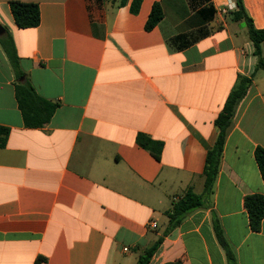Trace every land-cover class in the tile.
Masks as SVG:
<instances>
[{
	"label": "crops",
	"instance_id": "crops-1",
	"mask_svg": "<svg viewBox=\"0 0 264 264\" xmlns=\"http://www.w3.org/2000/svg\"><path fill=\"white\" fill-rule=\"evenodd\" d=\"M13 1L39 5L35 28L17 27ZM0 0V26L19 56L18 78L0 44V264H227L219 217L238 264H264V220L249 225L244 199L264 194V70L236 0ZM264 29V0H243ZM164 12L152 30L154 4ZM264 58V42L262 43ZM239 76L253 77L229 130L213 207L164 236L166 213L204 191L215 120ZM29 81L58 107L27 128L16 86ZM153 141L157 159L139 144ZM157 224L156 228L152 224Z\"/></svg>",
	"mask_w": 264,
	"mask_h": 264
},
{
	"label": "trees",
	"instance_id": "trees-1",
	"mask_svg": "<svg viewBox=\"0 0 264 264\" xmlns=\"http://www.w3.org/2000/svg\"><path fill=\"white\" fill-rule=\"evenodd\" d=\"M125 1L123 0V3ZM142 0H134L131 10L137 13L140 9ZM237 9L233 12L235 21H244L249 28V36L255 46V54L259 57L257 70H264V58L262 52V43L264 42V29H257L253 20L249 16L243 0H236ZM11 12L17 27L21 29L35 28L41 22L39 5L36 3H24L13 1L10 4ZM164 18L162 6L159 3L154 4L146 23V29L152 30ZM0 44L18 78L24 74L19 68V56L13 39L9 35L0 36ZM253 83V77L239 76L234 89L229 94L222 112L215 120L217 128V138L214 145L208 150L205 168L202 174L204 179V191L202 194H196L191 188L179 200L174 201L172 208L166 213L168 225L164 231V236L179 226L186 217L199 209H211L213 207L212 195L214 187L221 168L223 151L229 130L232 126L239 104L247 96ZM16 99L22 112L24 124L27 128H41L48 124L58 105L41 98L29 81L21 82L16 86ZM9 129L0 126V148H4L7 143ZM139 144L144 148L151 150L157 159H160V150L153 148V141L145 135L139 136ZM255 160L264 182V148L257 147L255 150ZM244 207L248 213L249 225L253 232H260L264 220V194L247 195L244 199ZM212 223L215 236L219 245L225 253L227 264H238L236 255L228 242L219 217L216 213L212 214ZM163 242L160 237L156 242L146 249L140 256L137 264H149L151 258L158 251ZM40 260L36 262L39 264Z\"/></svg>",
	"mask_w": 264,
	"mask_h": 264
},
{
	"label": "water",
	"instance_id": "water-1",
	"mask_svg": "<svg viewBox=\"0 0 264 264\" xmlns=\"http://www.w3.org/2000/svg\"><path fill=\"white\" fill-rule=\"evenodd\" d=\"M4 34V29L0 26V36Z\"/></svg>",
	"mask_w": 264,
	"mask_h": 264
},
{
	"label": "built area",
	"instance_id": "built-area-1",
	"mask_svg": "<svg viewBox=\"0 0 264 264\" xmlns=\"http://www.w3.org/2000/svg\"><path fill=\"white\" fill-rule=\"evenodd\" d=\"M152 227H153V228H156V227H157V224H155V223L152 224Z\"/></svg>",
	"mask_w": 264,
	"mask_h": 264
}]
</instances>
